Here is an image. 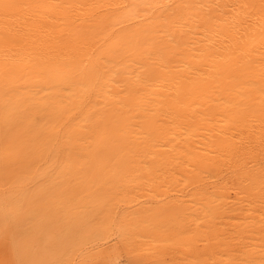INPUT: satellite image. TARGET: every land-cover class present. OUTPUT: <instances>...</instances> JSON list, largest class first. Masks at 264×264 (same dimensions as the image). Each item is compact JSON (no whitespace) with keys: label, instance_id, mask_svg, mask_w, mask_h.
<instances>
[{"label":"bare ground","instance_id":"6f19581e","mask_svg":"<svg viewBox=\"0 0 264 264\" xmlns=\"http://www.w3.org/2000/svg\"><path fill=\"white\" fill-rule=\"evenodd\" d=\"M32 165L81 229L264 263V0H0L4 195Z\"/></svg>","mask_w":264,"mask_h":264},{"label":"rangeland","instance_id":"374dc122","mask_svg":"<svg viewBox=\"0 0 264 264\" xmlns=\"http://www.w3.org/2000/svg\"><path fill=\"white\" fill-rule=\"evenodd\" d=\"M29 173L34 179L29 194L17 182L11 196L0 188V264H197L195 260L204 264H254V260H243L240 253L239 258L231 253L235 262L232 256V261L226 259L230 256L225 257L223 251L198 252L172 243L158 247L147 237L97 230L95 222L81 229L61 198L44 190L39 193L38 183L42 184L44 176L41 169L32 165ZM26 195L30 198L27 203Z\"/></svg>","mask_w":264,"mask_h":264}]
</instances>
